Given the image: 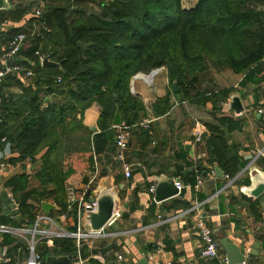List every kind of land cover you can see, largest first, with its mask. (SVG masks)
Here are the masks:
<instances>
[{"label": "trees", "instance_id": "trees-1", "mask_svg": "<svg viewBox=\"0 0 264 264\" xmlns=\"http://www.w3.org/2000/svg\"><path fill=\"white\" fill-rule=\"evenodd\" d=\"M181 1L46 0L39 16L31 15V4L0 12L1 62L11 40L20 33L27 35L19 54L22 72L10 73L0 82V139L7 138L19 154L11 162L40 163L34 175L24 166L22 173L5 183L19 203L22 219L16 221L0 198L1 224L34 223L35 207L29 201L65 204L67 184L82 168L81 161L88 156L89 169L93 168L90 143L99 151L115 143L116 112L130 127L140 120L145 105L131 91L134 76L166 68L171 94L176 82L183 99L205 103L215 96H197L196 80L209 68L232 69L246 74V81L260 70L264 0H198L191 9H184ZM96 3L97 12L81 7ZM9 23L19 26L2 30ZM41 57L60 63L61 69L44 68ZM28 71L33 76L25 84ZM171 94L157 101V114L171 109ZM94 103L102 112L101 133L93 137L82 117ZM209 150L219 163L227 159L218 137H210ZM12 241L14 246L22 244ZM75 250L66 254L71 256ZM41 252L45 263L48 256L59 253L45 246Z\"/></svg>", "mask_w": 264, "mask_h": 264}, {"label": "crops", "instance_id": "crops-1", "mask_svg": "<svg viewBox=\"0 0 264 264\" xmlns=\"http://www.w3.org/2000/svg\"><path fill=\"white\" fill-rule=\"evenodd\" d=\"M13 26L19 25L9 23L2 30ZM3 65L0 61V68ZM260 65V70L248 81L246 74H237L232 69L209 68L196 80L197 96H215L214 101L205 103H191L179 93L172 91L171 94L165 68L158 69L151 80L142 73L134 76L131 91L145 105L140 120L149 118L153 122L149 129H133L126 151L131 177H126L122 164L116 160L115 143L102 151L93 143V168L89 169L88 156L81 161L82 168L67 184L64 205L48 201L54 209L45 214L42 211L44 202H28L35 207V217L43 212L56 222L59 229L75 233L78 212L77 205L70 209L71 192L78 203L95 199L100 191H111L117 196L116 207L121 209V215L110 221L101 235L81 241L80 246L73 238L54 240L53 247L59 252L57 256H68L66 253L75 248L69 256L72 264L78 252L85 264H227L218 238L221 233L241 246L246 257L244 264H264V193L254 198L243 192L251 185L246 168L256 166L264 171V60ZM224 91L229 95L223 96ZM169 94L171 109L165 114H157V101ZM232 95L241 100L244 108L241 114L229 109ZM101 112L102 108L94 103L82 117L93 137L101 133L98 127ZM198 131L202 132L200 140L197 139ZM210 137L219 138L226 153L224 162L219 163L211 155ZM18 157L13 144L5 137L0 139V161H9L8 170L0 175V195L7 191L17 208L19 203L5 189V183L22 173L24 166L31 175L40 166L39 162L35 164L28 160L11 162ZM217 167L224 173L223 177L217 176ZM228 173L237 175L230 177ZM157 176L182 183L180 194L156 202L150 189L155 187L154 178ZM200 220L214 232L220 243L219 256L215 259L201 258L204 242L193 230ZM27 224L29 222L24 220L15 227ZM8 237L11 239L0 238V251L11 258L12 264H26L25 243L14 246L12 240L16 239ZM257 244L260 248L254 250Z\"/></svg>", "mask_w": 264, "mask_h": 264}, {"label": "built area", "instance_id": "built-area-1", "mask_svg": "<svg viewBox=\"0 0 264 264\" xmlns=\"http://www.w3.org/2000/svg\"><path fill=\"white\" fill-rule=\"evenodd\" d=\"M40 11L36 12V15L39 16ZM27 39V35L24 33L17 34L10 42L9 49L3 55L2 61L4 66L0 69V82L10 73L17 74L18 76L22 72V67L18 64L22 61L20 57V52L22 47L24 48V43ZM13 60L14 64L12 67H8L7 62ZM43 57H41V64ZM33 73L28 71L25 73L24 77H32ZM153 121L149 118L142 119L137 122L134 126L130 127L123 123L122 125L116 127V147L117 155L116 160L122 164L124 173L127 178L131 177L132 169L131 165L126 161V151L129 148L130 139L132 136L133 129H149ZM202 132L198 131L197 139L200 140ZM5 141V139L3 140ZM28 161H31L28 159ZM9 163L7 159L0 161V175L4 174L8 170ZM93 180H91L92 183ZM179 191L182 190V183H176ZM152 194H155V187L150 189ZM10 197V196H9ZM12 199V198H10ZM77 205V231L75 233H67L59 229L56 222L50 218L48 215H45L43 212H40L34 223L27 224L23 227H15L8 225H0V238L4 236H11L15 239H18L22 242L27 243V250L29 251V256L26 264H46L42 252L39 250V246H45L48 248H53L54 240L63 239V238H73L77 241L78 246H80L81 241L85 239H90L101 235L102 232L92 233L89 232L84 226V218L87 214L96 212L98 209V204L95 199L90 202H81L78 203V200L73 192L70 193V209H73ZM122 213L121 209L115 208L114 215L110 221L115 217L120 216ZM33 226V228H30ZM193 230L198 233L201 239L204 242V246L201 249V258L203 259H215L219 256L220 243L216 238L214 232L205 226L203 221H199L193 227ZM0 264H12L11 258L7 256L4 252L0 251ZM73 264H85V261L82 259L80 252L77 253L76 258L74 259Z\"/></svg>", "mask_w": 264, "mask_h": 264}, {"label": "water", "instance_id": "water-1", "mask_svg": "<svg viewBox=\"0 0 264 264\" xmlns=\"http://www.w3.org/2000/svg\"><path fill=\"white\" fill-rule=\"evenodd\" d=\"M13 8L11 0H0V12L1 11H10ZM1 31V28H0ZM23 50V47H22ZM14 64L13 60L7 62L8 67H12ZM42 66L44 68H55L60 70L61 64L55 61H52L49 57H44L42 61ZM157 70L152 71L149 75H146L147 78H152L156 74ZM173 92L175 94L180 93V87L178 83L173 84ZM231 103L229 109L234 111L235 114H241L244 111L241 100L238 96H231ZM123 124L122 115L120 111L116 112L113 126L116 128ZM246 170H249V177L251 180V185L243 189L246 195L254 198H258L264 193V171L258 169L256 166L247 167ZM217 176L223 177L224 173L217 167L216 168ZM178 180L166 179L163 176H157L154 178L155 183V201L163 202L172 198H176L180 191L176 186ZM1 200L4 203H8V207L11 210V216L16 221H21L22 216L20 215L19 209L14 201H11L7 191H3L0 195ZM94 199L91 198L89 201L92 202ZM95 201L98 204V209L96 212L89 213L84 218V224L86 229L92 233L102 232L105 226L112 219L116 204L117 196L111 191H100L95 197ZM54 209V206L48 202L42 204V211L45 214H49L51 210ZM33 228V226H30ZM218 238L220 243L225 251L227 264H244L246 262V257L242 251L241 246L230 238L226 237L224 234L218 233ZM259 245H254V250H259ZM254 254V253H252ZM47 264H72L71 258L69 256H56L51 255L46 259Z\"/></svg>", "mask_w": 264, "mask_h": 264}, {"label": "rangeland", "instance_id": "rangeland-1", "mask_svg": "<svg viewBox=\"0 0 264 264\" xmlns=\"http://www.w3.org/2000/svg\"><path fill=\"white\" fill-rule=\"evenodd\" d=\"M106 1H110V0H106ZM197 2H198V0H182L181 1V4H182V6H183L184 9H191V8H193L195 6V4ZM12 4H13V8L14 7L17 8L19 6H22L24 8V7H27L29 4H31L32 5V8H30L31 9V15L33 13L37 12V11H40L41 12V15H42L43 12H44V10H45V6H46L47 3H46V0H22V1L21 0L20 1L19 0H15ZM61 4H65V2L63 1ZM81 7L83 9H86V10L87 9H90V10L95 11V12L99 11L98 10V4L97 3L94 4V5L93 4H90V5L87 4V5H85V7L84 6H81ZM35 25H36L35 26V30H36V32H38V30H39V23H36ZM13 27H15V26H13ZM155 70H158V69H155ZM142 74H143L142 76L149 75V74H146V73H142ZM24 78H25L24 79L25 82H27V83L30 82V80H29L30 77H24ZM14 91H16V89H14ZM90 145L92 147V142L90 143ZM0 225H1V223H0ZM23 243H25V242H23ZM24 247L27 249V243H25V246ZM39 250L40 251L42 250V245L39 246Z\"/></svg>", "mask_w": 264, "mask_h": 264}, {"label": "bare ground", "instance_id": "bare-ground-1", "mask_svg": "<svg viewBox=\"0 0 264 264\" xmlns=\"http://www.w3.org/2000/svg\"><path fill=\"white\" fill-rule=\"evenodd\" d=\"M149 79H150V78H149ZM151 79H152V78H151ZM151 79H150V80H151Z\"/></svg>", "mask_w": 264, "mask_h": 264}]
</instances>
